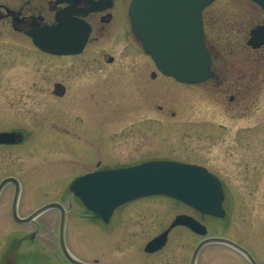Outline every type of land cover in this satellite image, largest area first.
<instances>
[{
	"label": "rangeland",
	"instance_id": "obj_1",
	"mask_svg": "<svg viewBox=\"0 0 264 264\" xmlns=\"http://www.w3.org/2000/svg\"><path fill=\"white\" fill-rule=\"evenodd\" d=\"M249 8L247 0H215L205 10L208 41L226 47L223 55L228 63L220 72L226 81L186 84L158 76L156 81H141L139 92L133 89V81L96 78L98 67L80 68L83 63L72 61V56L44 54L24 35L0 36V131L26 133L23 143L0 145V181L8 175L20 179V213L25 215L50 201H64L70 209L66 243L84 261L190 264L202 236L184 226L170 232L163 249L144 250L176 214L188 213L207 225L209 236L237 241L264 264V80L237 84L234 78L246 70L231 68L232 59H228L235 39L231 27L235 19L240 20L242 32L236 40L241 41ZM212 15L222 29L216 30ZM110 43L111 38L105 37L90 45ZM117 45L131 48L136 42L125 35ZM56 82L65 85L63 96L54 93ZM232 95H236L233 100ZM96 104L104 110L99 114L105 119L99 129L86 118ZM91 115L96 117V111ZM95 141L104 149H92L86 159L80 155L83 150H72V142ZM145 158L206 166L224 183L226 217L204 215L170 197L155 195L124 204L104 224L89 217L81 201L73 198L71 181L97 168V161L102 159L101 167L112 168ZM14 189L9 183L0 194V264L7 261L5 254L12 250L13 238L29 237L32 232L36 239L22 243L18 264H73L58 244L59 211L42 213L36 228H19L11 215ZM36 242L40 251L33 253ZM195 264L252 263L238 249L210 242L201 248Z\"/></svg>",
	"mask_w": 264,
	"mask_h": 264
},
{
	"label": "water",
	"instance_id": "obj_2",
	"mask_svg": "<svg viewBox=\"0 0 264 264\" xmlns=\"http://www.w3.org/2000/svg\"><path fill=\"white\" fill-rule=\"evenodd\" d=\"M214 0H132L129 8L131 27L145 51L154 59L158 69L166 75L186 83H201L212 76V59L204 41L203 9ZM264 8V0H256ZM90 28L71 14H60L57 22L45 25L29 34L41 49L55 54L81 52ZM249 44L264 43V26L251 30ZM55 93L63 95L65 86L55 84ZM22 130L0 131V144H14L24 140ZM8 183L16 186L13 215L17 221H30L52 207L62 211L60 237L67 258L75 264H91L76 259L64 240L65 209L58 202H50L26 218L17 214L20 182L8 176L0 182V193ZM70 189L85 206L108 222L114 210L135 199L150 195H167L178 199L203 214L224 217L225 191L222 181L205 166L175 160H149L137 165L96 171L75 179ZM184 225L204 236L194 249L190 264H195L200 249L207 243H226L243 252L253 264V255L237 242L218 236H206L207 226L189 214H178L163 232L148 241L144 250L153 253L162 249L170 231Z\"/></svg>",
	"mask_w": 264,
	"mask_h": 264
},
{
	"label": "flooded vegetation",
	"instance_id": "obj_3",
	"mask_svg": "<svg viewBox=\"0 0 264 264\" xmlns=\"http://www.w3.org/2000/svg\"><path fill=\"white\" fill-rule=\"evenodd\" d=\"M242 2V0H241ZM249 9L246 10V23L244 26V35L241 41H237V37L240 36L242 32V28L238 22L240 20L235 19L234 26L231 27V34L234 37V43L229 50L230 57L228 59L231 60V68L246 70L245 73L240 72L239 77H235L234 81H237V84L240 81H263L264 80V43L258 47H253L249 44V39L251 38V30L256 26H264V9L256 0H247ZM131 0H0V36L7 35H24L25 38L29 39L32 43L33 40L29 35V32L35 30L46 24H53L56 22L57 15L66 11L68 14H71L72 19L79 20L84 22L90 27V34L87 40L86 45L83 47L82 51L79 53H72V61L82 62L80 68L84 67L86 69H91L93 67H98L100 73L96 74V78L102 76L104 78L103 81H133V89L135 92L141 91V81H156L158 76H165L162 72H160L152 57L144 51L140 41L133 35L131 30V23L129 17V6ZM208 7V6H207ZM206 7V8H207ZM203 10V27H204V35H205V43L207 48L210 51L212 64V76L207 81H226L225 77L220 74L222 68H226V62L228 60L224 57L223 51L226 49L224 46H220L217 42L211 43L207 38V25L209 24L207 15L205 14V10ZM245 17V13L243 15ZM212 15L211 20L216 26V30L221 28L220 25L215 24V18ZM239 18H243L240 17ZM244 19V18H243ZM242 19V20H243ZM9 29H6V28ZM11 27V29H10ZM4 28V29H3ZM222 29V28H221ZM131 37L136 45L134 47H120L117 45L119 40L123 36ZM105 37L111 38V43L109 45H98L91 46L90 43L93 41H99ZM28 41V40H27ZM244 43H243V42ZM34 45V43H33ZM38 51L52 55L59 56L53 53L45 52L34 45ZM244 50V52L242 51ZM143 54V58L140 57V54ZM244 56V58H242ZM230 63V61H229ZM236 65V66H235ZM263 76V77H261ZM92 81V79H88ZM95 81V80H93ZM206 81V82H207ZM179 82V81H178ZM181 83V82H179ZM205 83V82H203ZM147 87V85H145ZM239 87L237 86V92H239ZM236 95H232L230 97L231 100L234 99ZM92 97H90L91 99ZM93 101L92 99L90 102ZM99 103V101H97ZM93 105V104H92ZM102 106V105H101ZM96 104L94 105V110L87 114L88 122L90 125L96 123V127L99 129L101 124L105 121L103 116H99V114L104 111L101 110L102 107ZM161 107V106H160ZM100 108V109H99ZM97 109V110H96ZM96 111L97 116L94 117L91 114H94ZM123 113L122 111H119ZM162 112H166L163 111ZM94 118V119H93ZM94 120V121H93ZM99 133V132H98ZM26 136V135H25ZM96 136V135H95ZM97 137V136H96ZM23 143V142H22ZM104 145L102 143L95 142H82L80 144L72 142V150H83L84 152H80L81 156L91 157L92 149L102 150ZM91 159V158H90ZM151 159H162V158H151ZM150 160V158H145L139 160L135 163ZM102 159L97 161V168L88 170L79 176L97 171L107 169L106 167H101ZM132 163V164H135ZM14 176V175H8ZM17 177V176H16ZM78 177V176H77ZM18 178V177H17ZM19 179V178H18ZM20 180V179H19ZM15 187V186H14ZM15 193V189H14ZM72 196L76 200L79 198L73 193ZM56 202L61 203L65 207L66 216L70 212L68 206L65 205L64 201L54 200ZM13 200L11 203V215L14 220V224L19 228H26L31 225H34L33 228L37 227L36 219L41 215L39 214L34 219L30 221H17L13 217ZM80 202V200H79ZM42 206V205H41ZM40 206L36 207L31 212L22 215L19 210V202L17 205V213L20 218H26L35 210H37ZM62 214L61 209L59 207H54ZM51 208V209H54ZM83 208L86 207L83 205ZM87 215L89 217H93L95 220L100 221L101 223L108 224L112 221L115 213L112 215L109 222H104L103 219L96 215L95 213L87 210ZM60 216V221H61ZM36 233L32 232L28 236H24L22 238H13V245L10 247L12 250L5 254L7 261L5 264H18L17 262V253H19V249L22 250L21 245L23 242L27 241H35ZM59 247L61 245L60 239H58ZM17 243V244H16ZM37 243V242H36ZM32 244H29L28 248H31ZM40 244L37 243V246L32 249L33 253L40 251ZM31 250V249H30ZM59 254L58 249H55ZM60 251L61 247H60ZM64 255V254H63ZM94 263H97L95 261Z\"/></svg>",
	"mask_w": 264,
	"mask_h": 264
}]
</instances>
